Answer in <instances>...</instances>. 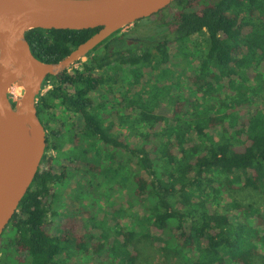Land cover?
Segmentation results:
<instances>
[{"label": "trees", "instance_id": "obj_1", "mask_svg": "<svg viewBox=\"0 0 264 264\" xmlns=\"http://www.w3.org/2000/svg\"><path fill=\"white\" fill-rule=\"evenodd\" d=\"M144 20L158 25L152 36L119 30L85 56L81 69L44 81L42 88H50L38 97L36 109L46 131L45 154L0 237V264H74L68 251L77 264L99 257L97 264H137L138 237L154 246L163 242L162 250L189 256L191 264L264 259V216L229 194L247 189L264 196V116L254 105L247 74L240 76L251 66L255 80L264 73V0H176ZM98 30L33 29L25 37L36 59L57 63ZM193 36L202 46L195 54L188 47ZM176 56L198 62L184 97L144 80L155 65L165 70ZM112 67L110 75L105 69ZM118 72L141 89L123 95L113 111L94 92L112 90ZM164 99L168 106L160 107ZM54 108L72 119L78 132L51 128L48 111ZM192 131L198 141L187 138ZM81 140L88 148H79ZM59 161L68 162L74 175H89L88 188L94 183L117 187L119 203L136 209L135 224L166 239L155 240L119 221L114 231L120 241H108L105 230L96 241L89 231H80L76 212L53 226L55 186L69 176ZM94 207H80L93 227ZM109 211L116 217L129 214L123 207Z\"/></svg>", "mask_w": 264, "mask_h": 264}, {"label": "water", "instance_id": "obj_2", "mask_svg": "<svg viewBox=\"0 0 264 264\" xmlns=\"http://www.w3.org/2000/svg\"><path fill=\"white\" fill-rule=\"evenodd\" d=\"M176 0H0V237L28 192L46 148L37 115L43 83L84 58L119 30ZM99 30L57 63L31 53L33 29ZM10 89H16L15 97ZM13 98V100H12Z\"/></svg>", "mask_w": 264, "mask_h": 264}, {"label": "rangeland", "instance_id": "obj_3", "mask_svg": "<svg viewBox=\"0 0 264 264\" xmlns=\"http://www.w3.org/2000/svg\"><path fill=\"white\" fill-rule=\"evenodd\" d=\"M169 10H165L164 14H169ZM158 25H156L151 20H141L138 22L137 26L131 25L127 28L123 29V31H131L135 36L138 37H148L152 36L155 32L158 30ZM189 51L193 54L196 53V51H200V48L202 47L200 44V40L198 36H193L191 40L189 41ZM171 54L173 55V51H171ZM85 60V57L71 65L67 70L69 72H72L76 69H81L82 62ZM198 67V62L195 59H188L187 61H184L183 57L176 56V58H173V63L167 68L163 69L162 66L155 65L154 70L151 71L149 74H145L144 80H148L150 87L152 85L158 84L161 87L166 88L169 93L178 94L181 95V97H184L185 93L187 92L186 89V83L187 79L192 77L195 73V70ZM110 75H113L114 69L107 68L105 69ZM256 70L254 66H251L250 68L247 67L246 69L242 70L240 73V76L242 78H245L246 74L248 77V81L246 82L247 86L251 88L252 98L254 101V105L259 107L260 111L262 112L264 116V73L259 77V79H254L253 76H255L254 73ZM216 73L218 71L216 70ZM118 76V83L112 88V90H109L107 87H102L101 89L94 92V96L99 98H103L104 100L108 101L109 105L112 107V110L115 111L118 109V103L123 95L128 93V95H132L141 89V85H133L129 86L126 80V76L123 72L116 73ZM239 81V78H237ZM227 79H221V84L226 85ZM50 87L47 86L46 89L43 90V93L46 92L47 89ZM165 89V90H166ZM111 93V94H110ZM188 93V92H187ZM186 93V94H187ZM13 100V98H12ZM168 99H164L159 103V106H168ZM201 109V108H200ZM120 113L126 115L128 114L127 110H121ZM102 116V113H101ZM48 117L54 118V120H51L49 122V126L51 128L56 129L59 127V125H63L64 129L67 131L69 129L73 130V132H78V126L75 123V126L72 128L71 126V120L68 119L67 115L61 111L60 108H54L48 111ZM132 117H135L133 115ZM74 119L77 121V123L80 122V118L74 117ZM73 119V121H74ZM79 121V122H78ZM107 123V121H106ZM121 133H124V131L120 130ZM118 131L117 134H120ZM210 136H213V138H217L213 131H207ZM188 139L198 141L197 137L195 136V133L192 131L188 133L187 135ZM136 139L134 137L130 138L131 142H134ZM67 148V145H66ZM80 149L88 148V145L84 141H80L79 144ZM68 149V148H67ZM79 149V150H80ZM53 157L54 154H51ZM61 165L65 167V169L69 166L68 162L59 161ZM66 172L68 173V178L64 184H59L55 186V190L57 193V199L53 205V210L56 211L58 214L54 217H50V221L52 222L53 226L60 222L66 215H70L71 212H76L75 215L77 220H79L80 223V231H89L96 241L99 239L101 233L103 230L107 231L108 233V241H112L113 239L119 240L120 237H118L115 234L114 229H116V223L120 221V224H128L131 226V229H136L140 233H146L149 236L156 239L165 240L166 237H163L162 235L158 234L156 231L150 229L148 225H145L141 228H139L135 224V217L132 218L131 216L135 214L136 209L128 210L129 207L127 206V203L122 200L119 203V197L120 192L117 190V187L114 188L113 185L109 184H96L94 183V186L96 187H87V185L84 182H88L92 179H90L89 175H86L85 173H81L79 175H74L70 168H67ZM218 175H216L217 177ZM219 178H222L218 176ZM233 176H230V178ZM78 183H81L83 188L78 187ZM86 185V188H85ZM115 189V190H114ZM230 196H232L233 199L236 201L242 203V204H251L254 208H257V210L264 216V196L258 195L254 192H251L247 189L237 190L235 192H230ZM83 198V200H82ZM117 199V200H116ZM94 205V213H95V220L94 223L96 226H92L89 222V218L86 212H83L80 210V207H85L89 209V205ZM111 207H115L118 209L119 207H123L124 209H127L128 215L125 214L124 216H114L111 214L109 209ZM53 233H55V230H52ZM95 241V240H94ZM138 241V242H137ZM136 242V248L139 251V259L137 264H191L188 261L189 256H181L174 254L169 251H164L161 249V246H164L163 242L159 244L158 246H154L151 241L148 238H139L135 240ZM156 245V244H155ZM70 253V261L71 263L77 264L78 258L73 257V252L68 251ZM102 254V253H101ZM73 257V258H72ZM99 258H96L94 261L90 262L89 264H97L99 261ZM257 264H264V259L261 261H258Z\"/></svg>", "mask_w": 264, "mask_h": 264}, {"label": "bare ground", "instance_id": "obj_4", "mask_svg": "<svg viewBox=\"0 0 264 264\" xmlns=\"http://www.w3.org/2000/svg\"><path fill=\"white\" fill-rule=\"evenodd\" d=\"M10 92L12 93L13 96L17 97L18 93L16 89H10Z\"/></svg>", "mask_w": 264, "mask_h": 264}]
</instances>
